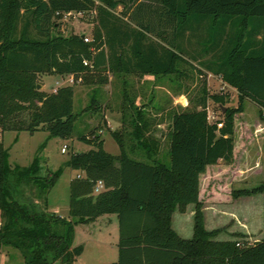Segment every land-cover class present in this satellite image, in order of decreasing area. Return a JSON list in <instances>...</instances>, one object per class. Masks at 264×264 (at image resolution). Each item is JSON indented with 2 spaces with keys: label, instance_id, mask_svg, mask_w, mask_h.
Instances as JSON below:
<instances>
[{
  "label": "trees",
  "instance_id": "trees-1",
  "mask_svg": "<svg viewBox=\"0 0 264 264\" xmlns=\"http://www.w3.org/2000/svg\"><path fill=\"white\" fill-rule=\"evenodd\" d=\"M90 12L95 14L90 41L52 36L58 20ZM192 38L201 54L183 46ZM200 55L210 56L202 67L236 91L239 105L223 111L224 95H209L202 87L191 108L172 115L165 163L158 140L143 136L141 109L124 104V110L132 107L130 130L122 113V128L109 131L118 155L106 152L98 136H81L92 148L65 163L80 173L69 183L68 218L47 209L60 171L44 177L35 161L12 166L0 141V250L19 251L23 264H74L81 253L73 246L74 226L115 214L119 257L113 264H264V182L228 193L230 199L262 195L263 236L245 246L218 240L219 229L204 227L203 203L218 201L215 186L224 184L200 190L210 167L233 162L234 120L244 99L258 107L264 122V0H0V135L43 131L71 139L74 87L48 93L37 88L40 76L175 74L179 64ZM208 100L223 119L208 122ZM137 152L146 161L130 157ZM98 183L102 190L95 194ZM25 186L37 190L36 200L24 197ZM188 205H194L193 234L183 239L171 221Z\"/></svg>",
  "mask_w": 264,
  "mask_h": 264
},
{
  "label": "rangeland",
  "instance_id": "rangeland-1",
  "mask_svg": "<svg viewBox=\"0 0 264 264\" xmlns=\"http://www.w3.org/2000/svg\"><path fill=\"white\" fill-rule=\"evenodd\" d=\"M121 7L117 8L119 12ZM59 26L52 33L53 37L63 38L77 35L89 39L95 26L94 12L76 14L72 13L57 21ZM183 46L189 53H200L195 40L185 41ZM201 54V53H200ZM208 55H200L195 61H188L178 65V73L167 75H126L116 73L114 75L101 72H91L85 77L73 78L58 76H40L41 90L51 92L52 89L65 85L74 87L73 113L76 115L71 139L65 140L59 137H51L48 133L39 131L34 134L28 132L6 131L0 135V141L8 150L9 163L27 167L35 161L39 168L40 176H47L60 171L57 183L47 196V209L56 211L61 217L68 218L69 183L76 177V173L65 163L74 153L86 152L91 149L80 141L81 136L93 139L98 136L103 140L104 150L111 154L119 153V148L111 137L106 114L119 125L116 131L122 128L123 122L119 121V113H126L124 122L127 130H130V113L132 107L124 110V104L132 103L143 112L147 128L143 136L151 135L159 142V158L165 163L169 144L168 132L171 126V118L174 112L185 108H191L202 87L206 88L209 95H224V108H236L239 105L238 95L223 85L221 78L207 72L201 65V61L208 59ZM44 86V87H43ZM206 109L213 112L215 119H223L218 105L211 100L207 101ZM258 107L251 101L244 99L242 112L235 116L233 133V162L225 164L223 161L210 167L206 176L201 179L202 190L210 183L217 181L224 184L215 186L219 193L217 203L231 206L236 199L227 198L231 190L241 188L252 189L264 181V122L260 119ZM118 127V126H117ZM127 145L129 142L127 140ZM65 146V152H62ZM131 158L146 161L137 152L131 154ZM166 160V161H165ZM243 172V173H242ZM79 173V172H78ZM245 182H237L230 185V180L243 179ZM24 197L36 200L37 190L34 187H23ZM100 189L99 191H101ZM98 191V192H99ZM98 192H95L98 193ZM229 193V194H228ZM39 202V201H38ZM54 210V211H53ZM194 207L189 205L185 212L176 210L172 216L171 226L183 239H190L193 234ZM233 214H240L239 207L230 208ZM239 212V213H238ZM224 214L212 227H219L220 233L216 237L223 240L232 236L241 246L254 244L253 239L244 240V236L235 230L231 224L225 225ZM227 221V220H226ZM225 225L221 227V225ZM253 235L258 234V225L253 223ZM236 231L228 234L226 229ZM213 231V230H212ZM119 224L115 214L102 215L97 219L74 226L73 246L81 247V253L74 264H113L118 261ZM0 264H23L19 251L12 248L0 250ZM54 264H61L56 262Z\"/></svg>",
  "mask_w": 264,
  "mask_h": 264
},
{
  "label": "crops",
  "instance_id": "crops-1",
  "mask_svg": "<svg viewBox=\"0 0 264 264\" xmlns=\"http://www.w3.org/2000/svg\"><path fill=\"white\" fill-rule=\"evenodd\" d=\"M68 78L70 80H72V76H67V79ZM61 79L63 80L64 77ZM221 82H222V80H221ZM223 85L226 86L227 88H229L235 94H237L234 89L230 88L229 86H227L224 83H223ZM56 89L57 88L52 89L51 92H54ZM48 93H50V92H48ZM119 116H120L119 121L123 122L125 118L123 119L122 113H119ZM104 119L107 121L109 131H116V129L119 128V125H117V124H116V126L112 125V122L115 123L116 121L111 119L110 117H108L106 114L104 115ZM167 151H168V149H167ZM112 155L116 156V155H118V153L112 154ZM219 162H221V161H218V163ZM209 169H208V171H209ZM74 172L76 173V177L80 175V173H78L77 171H74ZM207 173L202 175L201 179H202V177L206 176ZM237 182H245V181H244V178L240 179V180H230L229 184L235 185ZM241 189H245V188H241ZM200 190H202L201 181H200ZM233 205H234V207H239L240 214H233L234 212L230 211V208ZM193 207H194V205H193ZM188 208H189V205L187 206L186 210ZM201 212L203 215L204 227L208 231L219 229L218 226L212 227V226H210V224H212L211 222H213V224L218 223L221 219L220 217L222 216V214H224L225 217H223V218H226V219H224L225 225L227 226V224H231V226L235 230H237L238 233H240L241 235L244 236V238H243L244 240L253 239V242L255 243V242H258L262 239V236H263V200H262V195L240 197V198L236 199L235 202L231 206L229 205L227 207H226V205L224 206V205L218 204L217 201L216 202H210V203L205 202V203H203ZM54 213H56V211H54ZM190 214H193V212L191 211ZM254 222L257 223V225H258V234L256 237L253 238L252 235H253V225H254L253 223ZM171 223H172V221H171ZM225 225L222 224L221 227H223ZM225 232H227L228 234H234L236 231H233V230L228 228V229H226ZM223 240H235V239L230 235L229 236L226 235V238Z\"/></svg>",
  "mask_w": 264,
  "mask_h": 264
},
{
  "label": "built area",
  "instance_id": "built-area-1",
  "mask_svg": "<svg viewBox=\"0 0 264 264\" xmlns=\"http://www.w3.org/2000/svg\"><path fill=\"white\" fill-rule=\"evenodd\" d=\"M68 15H70V14H68ZM83 40H84L85 42H88V41H89V39H87V38H84ZM84 64L86 65L87 63H84ZM206 112H207V120H208V122H209V123H215V122L217 121V119H215L213 112L210 111V110H208V109H206ZM216 126H217V128L219 129V128L222 127V123H216ZM65 149H66V148H65V146H64L63 149H62V152H65ZM100 189H102V185H101V183H98V185H97L95 191L98 192ZM0 224H1V223H0Z\"/></svg>",
  "mask_w": 264,
  "mask_h": 264
},
{
  "label": "water",
  "instance_id": "water-1",
  "mask_svg": "<svg viewBox=\"0 0 264 264\" xmlns=\"http://www.w3.org/2000/svg\"><path fill=\"white\" fill-rule=\"evenodd\" d=\"M37 88L41 89V85H38ZM223 111H225V108H223Z\"/></svg>",
  "mask_w": 264,
  "mask_h": 264
}]
</instances>
